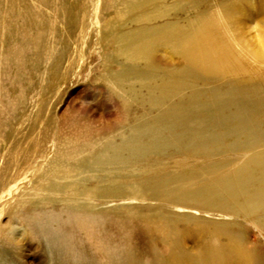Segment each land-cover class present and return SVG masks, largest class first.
Here are the masks:
<instances>
[{
  "label": "rangeland",
  "instance_id": "obj_1",
  "mask_svg": "<svg viewBox=\"0 0 264 264\" xmlns=\"http://www.w3.org/2000/svg\"><path fill=\"white\" fill-rule=\"evenodd\" d=\"M225 17L259 43L264 0H0V264H264V233L251 221L162 201L198 187L205 148L212 162L234 159L246 142L239 129H264L253 124L264 122V80L253 81L248 64L247 86L222 99L196 81L205 107L170 111L190 100L166 82L187 77L178 31L192 37ZM247 107L242 123L231 117ZM117 185L143 201L124 199ZM84 188L109 190L91 200ZM231 236L244 254L210 249Z\"/></svg>",
  "mask_w": 264,
  "mask_h": 264
},
{
  "label": "bare ground",
  "instance_id": "obj_2",
  "mask_svg": "<svg viewBox=\"0 0 264 264\" xmlns=\"http://www.w3.org/2000/svg\"><path fill=\"white\" fill-rule=\"evenodd\" d=\"M244 3H245V1H244ZM228 7H229V5H228ZM236 10H237L236 13L240 14L241 11H243V8H241V6L240 7L237 6V8H235V11ZM219 14H220V16L218 18H220V17L222 18L223 13L219 12ZM239 14H238V17H239ZM241 15H243V14H241ZM208 16H210V14ZM199 17H200V13H199ZM226 17L229 18V16H226ZM225 18H224L223 23H221L220 21H219L220 23H213V24L208 23L209 27H208L207 31H205V32H203L202 29H199L197 27L198 32H199V30L201 32H200V34H197L195 31L196 34H195V36H192V37L190 36L191 35L190 33H192V31H194V29L193 30L188 29L189 35L187 33L186 34L188 36H190V38L186 35L183 36L182 35L183 31H178V33L176 35V39H178V37L180 38V44L178 47L179 49H177L178 50L177 52H179L181 58L183 59V61L181 63V70H183L182 75H184V73H186L187 77L184 81V80H182L184 77L182 78V76H180V77L178 76V78H182V79H178V78H175L174 76H176V75L173 74L174 76H172L170 78L172 80V82H170L171 80L166 81V82L173 84V85L169 84L168 88H170V86H172V87L174 86L176 88L175 89L176 91L179 90L178 92H180L181 89H182L181 91H184L183 89H187L190 92V100L188 103V107L186 109H185V106L180 104L179 106H177V105H173L174 107L171 106L170 111H173L174 109L175 110L178 109L180 112H184L187 115L188 114L191 115L192 114L191 112L193 111V109L200 110V109H203L205 107V104L203 102H201V98L204 96L203 95L204 91L201 88L199 89L196 86L197 85L196 81L199 83L200 82H203V83L211 82L212 84H214L212 87L213 88L212 92L215 91V93L222 94L221 97L223 99V98L227 97V96L226 97H224V96L228 95L227 93H229L230 90L234 89V87L235 88H242V86H244V84L246 83V79L243 77V75L247 74V72H248L247 67L249 65L251 66V69L254 70V72H253L254 77L252 78V80L253 81H255V80L257 81L259 79L264 80V29H262V31L260 33V38H259L260 41H259V43L257 42L258 43L257 44L255 38H253L251 36L249 37L247 35L248 32L242 26L241 21L232 20V26H230L229 20L227 18H226L227 20H225ZM200 19H203V17ZM214 19H216V18L214 17ZM210 21H212V17H211ZM215 21H218V20H215ZM263 21H264V18H263ZM207 22H209V21H207ZM199 24H200L201 28L207 27V26H204L203 24L201 25V23H199ZM225 24H227V25H225ZM262 25H263V23H262ZM262 27H264V26H262ZM191 28H193V27L191 26ZM185 30H186V28H185ZM189 30H190V32H189ZM230 30H231V32H230ZM220 32H222L221 34L226 35V37L228 38V41L225 40L224 38L220 39L218 37L221 35ZM149 33H151V32H149ZM170 34H171L170 37H166L167 36L166 35L162 38L157 39L158 40L157 42L165 43L166 39H169V40H167V42H169L171 38H174L173 37L174 35L172 34V32L169 33L168 36ZM192 35H194V32ZM143 43H144V45H141L140 49H143V48L146 49L147 47L148 48L151 47L149 42H147V43L143 42ZM229 44H232L230 46L238 49L237 53H233ZM147 51H149V49ZM144 56H146V55L144 54ZM160 56H161V54H160ZM246 64H248V66H246ZM178 69L176 68V70H175V68H174L173 71H180V69L179 70ZM173 71H171V72H173ZM174 73L176 74V72H174ZM166 74H168V73H166ZM172 78H174V79H172ZM188 79H190V80H188ZM253 85H254V83H253ZM258 85L256 86V88L258 87ZM162 87H164V91H163V88L161 90V91H163L161 93L162 98L170 97L171 93L168 90H165L167 86L164 84V86H162ZM251 87L253 88L254 86H251ZM255 91H257V90H254V92ZM242 92H243V90H242ZM250 92H251V90H250ZM239 93H241V92H239ZM254 102H256V101H254ZM262 102H264V100H262ZM251 103H252V101H251ZM257 105L259 108L260 106L258 103H257ZM262 105H264V104L262 103ZM181 107H183V108H181ZM206 107H208V106H206ZM253 108H248V107L247 108H240L241 113H239L238 115L235 113L236 115L234 114L235 116H231V117L237 119V121L239 123H242L245 120V117L248 116V115H246V114H248L247 111H249V110L251 111V110H253ZM258 108H255V109L257 110ZM189 109H192V110H189ZM209 109H210V107H208V110ZM261 109H262V106L260 107L259 110H261ZM259 110H257V112ZM250 111H249V114H251ZM261 111H263V110H261ZM259 113L260 112H258V114ZM262 114H263V112H262ZM244 115H246V116H244ZM250 116L253 117V115H250ZM259 117H261V116H259ZM259 117H257V118H259ZM263 117L264 116H262V118ZM193 119L195 120L196 118H193ZM253 119H254V117H253ZM189 120L190 119L188 117H186L185 121H189ZM262 120H264V119H262ZM172 121H174V123L175 122H183V120L179 119L178 117L176 119H173ZM254 121H256V120L254 119ZM258 121H261V120H258ZM251 124H252V122H251ZM253 124L254 125L255 124L261 125V124H264V122L257 123V121H256ZM261 126H263V125H261ZM190 131H191V129H190ZM190 131L187 135L188 137L189 136L191 137L192 134H194L193 131H191V132ZM238 132H239L238 134L236 133L237 138L240 139V137H244V138H246V142L237 143L236 149H237L238 153L235 155L234 159L231 158V159H228L226 161L223 160L222 162H212L210 157L212 154V150H214V149L213 148L211 149V147H207V149L205 148L206 149L205 150L203 148L204 149L203 154L205 153L204 155H206L208 162L205 164L203 163V166H202L203 170L202 169L199 170V174L201 175V177H200L201 180L198 181V183H197L198 187L195 188L193 191H192V189H189L188 191H191L189 193H185L186 191L182 192L183 191L182 189H181V191H176V192H173V191L172 192L171 191L163 192L162 196H164V197H163L162 201H165L168 203L174 201L176 203V205H180V206H184V207H194V208L196 207V208H199V210L200 209H203L205 211L215 210V212H218L221 215L226 216L227 218H230V219L232 218V219H236V220L241 219V220L251 221L250 224L253 225L254 227H256V229L261 234H263L264 233V129L257 128L255 131L256 133L246 132V130H243V129H239ZM222 137L224 138L226 136H222ZM239 142H240V140H239ZM200 147H201L200 145L195 144L192 146V148H191V146L189 148L192 149L191 152H195L197 150V148H200ZM229 149L230 148H228V151H230ZM176 152H177V150H176ZM115 159L124 160L120 156H116ZM123 164H121V165H123ZM58 174H60V173H58ZM70 174H71V171H70ZM183 174H185V173H183ZM190 175L191 174H189L188 176L190 177ZM188 176H186V177H188ZM179 177L181 180V178H182L181 175ZM203 177H205V178H203ZM112 182H114L115 185L117 184L115 181H112ZM114 183H112V184H114ZM184 183L187 184L188 182H184ZM180 184H181V182H180ZM68 186L66 185L68 190H72L75 187L72 184L68 185ZM195 186H196V184H195ZM122 187H120V185H117L113 189L118 190V191H128V193L122 192V196L125 197L124 199H133V200L143 201V196H140V195L138 196L134 192V189H131L130 187H124V188H122ZM186 187L190 188V186L188 184L186 185ZM105 190H109V188L104 189V190H98L97 188H93V189L89 190V189L84 188V190H83L84 193L83 192L82 193L84 194V196L86 198L92 200V199H94L96 194L100 195ZM112 193H114V192H112ZM146 198H144V199L146 200ZM226 221L228 222L229 220H226ZM229 222L232 223L231 221H229ZM225 225H221V228H227V227L229 228V226L233 227V225H236V224H233V223L231 225L227 224L226 225L227 227ZM203 226H205V225H203ZM235 227H237V226H235ZM228 228H227V234H229ZM198 229H199V227H198ZM207 232H208V230H207ZM227 234H226V236H227ZM234 234H238V232L234 233ZM229 236H230V234H229ZM233 236L230 237L232 240L229 239L228 240L229 242L226 245L225 244L222 245L220 243L217 246L212 245L213 247H210V249H215L213 251H218L220 249L229 248L230 250L238 252L240 250V248L236 246L237 242L236 243H235V241L233 242V240L235 239V237H234V239L232 238ZM238 236H239V234H238ZM237 239L240 240L239 238H237ZM220 240H221V238H220ZM241 241L239 243H241ZM246 246H247V243H246ZM205 247H207V246L205 245ZM256 249H257V246H256ZM240 251L242 252V250H240ZM243 252H244V250H243ZM249 254L251 255V253H249ZM249 254H248V256H250ZM239 255H240V253H239ZM235 256H236V254H235ZM253 256H255V255H253ZM255 257H257V256H255ZM250 258H251V256H250ZM255 260H256V258H255ZM255 260L252 259V261H255ZM199 261H201V260H199ZM250 261L251 260H249L248 263L252 264ZM245 262H247V261H245Z\"/></svg>",
  "mask_w": 264,
  "mask_h": 264
}]
</instances>
